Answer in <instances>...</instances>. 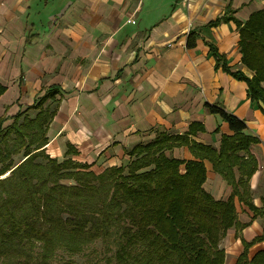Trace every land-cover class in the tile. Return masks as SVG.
Segmentation results:
<instances>
[{"label": "crops", "instance_id": "crops-1", "mask_svg": "<svg viewBox=\"0 0 264 264\" xmlns=\"http://www.w3.org/2000/svg\"><path fill=\"white\" fill-rule=\"evenodd\" d=\"M263 10L264 0H0V117L58 89L46 151L62 161L72 150L70 158L100 174L126 165V150L163 133L187 139L167 152L178 160L195 159L188 147L194 142L219 149L223 135H233L211 109L223 110L259 140L250 147L258 167L250 187L261 208L264 104L234 73L255 75L241 62L240 28ZM204 163L205 189L227 199L231 187ZM236 208L245 227L223 240L225 264H235L242 242L263 232L262 219L237 199ZM261 250L257 243L249 257Z\"/></svg>", "mask_w": 264, "mask_h": 264}, {"label": "trees", "instance_id": "trees-1", "mask_svg": "<svg viewBox=\"0 0 264 264\" xmlns=\"http://www.w3.org/2000/svg\"><path fill=\"white\" fill-rule=\"evenodd\" d=\"M240 47L242 64L255 75L234 76L264 104V10L240 28ZM211 52L225 69L224 56L215 47ZM58 94L49 89L25 111L0 117V264H54L65 255L64 264H77L76 256L84 264H225L222 241L230 229L245 227L236 199L262 219L263 232L242 242L235 264H264V250L249 257L251 247L264 243V202L253 204L250 180L258 167L250 147L259 140L244 133V122L211 109L233 131L219 149L194 142L188 147L195 159L178 160L167 152L187 139L163 133L126 150V165L96 174L70 158L72 150L62 161L46 151ZM205 161L231 187L227 199L205 189Z\"/></svg>", "mask_w": 264, "mask_h": 264}, {"label": "rangeland", "instance_id": "rangeland-1", "mask_svg": "<svg viewBox=\"0 0 264 264\" xmlns=\"http://www.w3.org/2000/svg\"><path fill=\"white\" fill-rule=\"evenodd\" d=\"M222 244H223V241H222L221 245ZM97 247L99 250L102 248L100 244H98ZM66 259H68L67 255L63 256L61 259H59V258L56 259L53 263L54 264H64ZM74 260L77 262V264H84L85 263V258L82 256H76V257H74Z\"/></svg>", "mask_w": 264, "mask_h": 264}]
</instances>
